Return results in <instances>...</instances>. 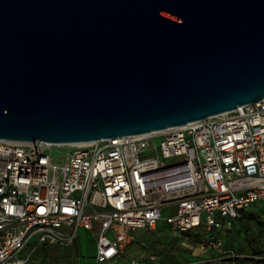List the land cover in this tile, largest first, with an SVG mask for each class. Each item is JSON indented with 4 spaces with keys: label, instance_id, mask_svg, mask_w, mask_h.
Listing matches in <instances>:
<instances>
[{
    "label": "water",
    "instance_id": "1",
    "mask_svg": "<svg viewBox=\"0 0 264 264\" xmlns=\"http://www.w3.org/2000/svg\"><path fill=\"white\" fill-rule=\"evenodd\" d=\"M264 99V0H0V139L161 132Z\"/></svg>",
    "mask_w": 264,
    "mask_h": 264
},
{
    "label": "built area",
    "instance_id": "2",
    "mask_svg": "<svg viewBox=\"0 0 264 264\" xmlns=\"http://www.w3.org/2000/svg\"><path fill=\"white\" fill-rule=\"evenodd\" d=\"M264 203V99L181 127L81 146L0 139V264H29L38 246H71L79 228L97 239L93 264L124 259L139 230L164 221L174 236L230 229ZM37 237L32 251L19 253ZM207 258L190 264H264L205 234Z\"/></svg>",
    "mask_w": 264,
    "mask_h": 264
},
{
    "label": "rangeland",
    "instance_id": "3",
    "mask_svg": "<svg viewBox=\"0 0 264 264\" xmlns=\"http://www.w3.org/2000/svg\"><path fill=\"white\" fill-rule=\"evenodd\" d=\"M252 207L247 210H250ZM261 212H263V214L258 216V221L263 222V226L258 225L257 221H251L250 224L252 226L251 230L249 231L245 227H241L242 224L239 221H237L236 224H234L230 229L224 228L216 231H208L204 226H202L184 233L185 236L180 241H175L173 235L162 229L160 226L158 227L157 225L155 231H144L145 234H147L145 236L144 242L148 245V247L142 245L139 242H134L132 243V245H130L129 248L126 249V254L137 258H144V256L148 255L149 250L151 249L163 258H165L166 256L168 259V262L166 263L172 264L175 263V261H178V259L173 255V253H175L174 251H177V253H185L187 251L195 252V254H198L201 251L199 250V241L197 240V238L205 234L219 235V233L221 234V237H223L229 249L238 250L239 252H241L239 238L242 237L244 241L243 243H245L248 247H251V249H255L256 243H254V241L250 243L249 241L256 239L259 242V247L261 250L264 243V207H262ZM252 219L253 218H250L248 219V221ZM137 234H140L138 235V238H140V236L142 238L144 233L142 232L141 235V231H137L135 233V236H137ZM36 243L37 237L33 239L25 247V249H23L19 253V256L22 257L30 253ZM94 245V234L80 228L77 232L74 243L71 246H54L51 249L53 250V253H55V255L59 257L60 264H93L95 262ZM166 246L173 249L172 254L169 252ZM43 250V246H38L35 252H33L29 264H43L44 260L46 259ZM48 261H50L49 264H56V262L51 259ZM177 263L182 264L181 262Z\"/></svg>",
    "mask_w": 264,
    "mask_h": 264
},
{
    "label": "crops",
    "instance_id": "4",
    "mask_svg": "<svg viewBox=\"0 0 264 264\" xmlns=\"http://www.w3.org/2000/svg\"><path fill=\"white\" fill-rule=\"evenodd\" d=\"M262 207H264V203H257V204H255V205H253V207L250 209V210H244V211H242L241 213H240V216H239V219L237 220V221H239V222H241V227H245L248 231L249 230H251V221H253V222H256L257 220H258V216L259 215H262L263 214V212H261V210H262ZM250 218H253L252 220H250V221H248V219H250ZM237 221H235V224H236V222ZM161 227L162 229H164V230H166L168 233H170L171 235H173L172 233H171V230H170V227L164 222V221H161V222H159L158 223V227ZM80 229V228H79ZM78 229V230H79ZM83 229V228H82ZM85 231H88V230H86V229H84ZM139 231H141V235H142V232L144 233L143 234V236H142V238H141V236H140V238H138V235H140V234H137V236H135V233L137 232H135L134 233V240L126 247V249L127 248H129L130 247V245H132V243H134V242H139V243H141L142 245H144V246H146V247H148V245L144 242V239H145V236L147 235V234H145V230H139ZM78 232V231H77ZM90 232V231H89ZM77 235V234H76ZM219 235L221 236V234L219 233ZM218 235V236H219ZM95 236V235H94ZM184 236H185V234H182L181 236H174L173 235V237H174V240L175 241H180L181 239H183L184 238ZM76 237V236H75ZM223 238V237H222ZM74 240H75V238H74ZM224 240V239H223ZM244 241H243V239H242V237H240L239 238V243H240V247L241 246H243V247H245V248H247L246 250V252H251V250H249L250 248L249 247H247V245L245 244V243H243ZM74 243V242H73ZM151 243V242H150ZM264 244V243H263ZM224 245H225V247L226 248H228L227 247V245H226V243H225V241H224ZM257 245L259 246V242L257 241ZM54 246H56V245H53V246H43V248H44V253H45V258L47 259V261L48 260H53V261H55L56 262V264H60V259H59V257L58 256H56L55 255V253H53V250L51 249L52 247H54ZM95 256H94V259L96 258V253H97V239H96V236H95ZM261 246V245H260ZM126 249H125V252H124V259L125 260H130V259H139V260H141V261H146L147 259H148V256H149V254L151 253V252H155V251H153V250H151L150 248H148V249H150L149 250V253H148V255L147 256H144V258H137V257H134V256H130V255H127L126 254ZM171 249V248H170ZM173 250V249H172ZM175 253H177V251H174ZM156 253V252H155ZM172 253V252H171ZM158 254V253H157ZM178 255H179V259H178V261H175V263H172V264H178L177 262H181L182 264H190V263H193V262H196V261H201V260H204V259H206L207 258V253H204V252H199L198 254H195V252H185V253H180V252H178L177 253ZM46 259L44 260V262H43V264H49V262L50 261H46ZM161 259H162V261H161V263L160 264H167L166 262H168V259H167V257L165 256V258H163V257H161ZM170 264V263H169ZM180 264V263H179ZM221 264H232V263H230V262H224V263H221Z\"/></svg>",
    "mask_w": 264,
    "mask_h": 264
},
{
    "label": "trees",
    "instance_id": "5",
    "mask_svg": "<svg viewBox=\"0 0 264 264\" xmlns=\"http://www.w3.org/2000/svg\"><path fill=\"white\" fill-rule=\"evenodd\" d=\"M238 219H239V218H237L235 221H237ZM235 221L233 222V225L235 224ZM257 224L260 225V226H263V222H259L258 220H257ZM199 238H200V236L197 238L198 241H199ZM253 241H254V243H256V246H255V249H251V247H249V248H250L249 250H251L250 253H253V254H260L262 251L260 250V247L257 245V240L254 239V240L249 241V242L252 243ZM247 247H248V246H247ZM166 248L169 250L170 253L173 252V250L170 249L168 246H166ZM246 249H247V248H245V247H243V246L240 247V251H241V252H243V253H249V252H246V251H247ZM235 251L238 252V253H241V252H239L238 250H235ZM171 254H172V253H171ZM173 255H174L177 259H179V255H178L177 253H173ZM244 263H245V264H262V263L257 262V261H244Z\"/></svg>",
    "mask_w": 264,
    "mask_h": 264
},
{
    "label": "bare ground",
    "instance_id": "6",
    "mask_svg": "<svg viewBox=\"0 0 264 264\" xmlns=\"http://www.w3.org/2000/svg\"><path fill=\"white\" fill-rule=\"evenodd\" d=\"M87 143H81V144H72V146H81V145H85Z\"/></svg>",
    "mask_w": 264,
    "mask_h": 264
}]
</instances>
